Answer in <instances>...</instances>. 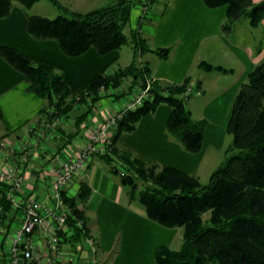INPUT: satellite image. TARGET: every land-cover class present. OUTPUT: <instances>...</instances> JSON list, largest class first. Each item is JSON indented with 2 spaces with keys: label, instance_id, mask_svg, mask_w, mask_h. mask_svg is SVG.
Masks as SVG:
<instances>
[{
  "label": "trees",
  "instance_id": "trees-1",
  "mask_svg": "<svg viewBox=\"0 0 264 264\" xmlns=\"http://www.w3.org/2000/svg\"><path fill=\"white\" fill-rule=\"evenodd\" d=\"M15 1L26 13L27 32L34 38L56 40L58 48L67 55L81 54L91 46L104 54L128 42L133 48L129 63L111 72L101 70L72 94L62 71L54 63L33 58L13 46L0 45V55L23 74L27 89L44 100L35 124L72 111L74 104L84 98L93 102L104 96L118 98L132 93L135 86H144L147 78L152 79L151 98L124 111L118 119L111 137L114 156L99 154V157L107 164L108 171L117 176L129 200L143 204L148 218L163 226L182 229L179 248L158 246L153 255L154 264H264V57L247 73L232 99L226 127L231 141L226 146L225 158L211 171L208 179L201 182L197 176L179 168L145 163L116 146L120 133L132 130L140 117L154 111L160 102L168 103L171 108L166 131L189 152L200 149L207 124L205 118H193L186 107V100L197 89L183 94L189 86V78L181 83L162 82L150 77L149 65L138 60V54L143 50L167 58L171 47L152 48L136 28L126 31L136 0H111L86 11L71 10L60 0H49L59 10L53 17L27 10L38 0H0V17L10 12ZM203 1L208 7L226 6L221 30L227 35L233 32L241 17L252 26H258L264 19V0ZM263 34L264 28L256 50L262 48ZM199 65L204 69L215 67L206 61ZM125 78H129V82L123 88ZM100 87H104V94L99 92ZM86 114L88 111L82 110L76 114L75 130L66 133L63 128H58L63 133V142L55 153L81 130L80 123ZM116 158L126 167L124 174H119ZM4 190L0 183V205L4 210L0 219L7 217L9 223V215L14 210L4 198ZM89 193L90 187L85 181H80L73 195L63 192V200L72 209V215L66 216V224L73 225L77 218L83 221V228L75 227L69 236H65L66 242L74 248L84 236L92 233L84 209L78 206ZM77 251L76 260L82 259L83 254L86 258L84 249Z\"/></svg>",
  "mask_w": 264,
  "mask_h": 264
},
{
  "label": "crops",
  "instance_id": "crops-1",
  "mask_svg": "<svg viewBox=\"0 0 264 264\" xmlns=\"http://www.w3.org/2000/svg\"><path fill=\"white\" fill-rule=\"evenodd\" d=\"M14 3L10 12L0 17V45H10L33 58L54 63L62 71L72 94L101 70L125 65L133 57L129 42L104 54L91 46L81 54L67 55L58 48L56 40L32 37L26 30V13L19 2ZM30 7L32 10L33 4ZM138 14L137 7L131 10L127 32L137 25ZM225 17V5L208 7L203 0H167L163 6L155 5L147 12L140 34L150 47L170 46L171 51L167 58L152 51H141L138 59L147 63L151 75L162 82L181 83L189 78L196 84V91L185 104L193 118H205L207 124L200 149L189 152L166 131L171 108L168 103L160 102L154 111L143 114L132 130L120 133L116 140L119 150L145 163L179 168L197 176L201 182L225 158L226 146L231 141L226 127L232 99L247 73L264 57V35L261 50L255 49L264 19L260 26L252 28L247 19L240 18V28L235 27L229 36L221 30ZM201 61L224 69H204L199 65ZM27 85L23 74L0 55V140L30 138L29 128L39 116L44 100L29 91ZM120 104V98H100L93 119ZM82 131L75 135H82ZM61 134L55 131L47 143L25 158L18 151L10 150L12 158L25 169L27 181L46 200L49 199L47 179L41 177L40 169L63 142ZM1 156L2 150L0 159ZM80 181L89 185L90 193L78 206L84 209L89 227L97 235L98 247L107 255L118 244V253L110 264H154L155 249L160 245L172 246L181 236L180 227L159 224L145 215L141 202L130 201L117 176L108 171L99 155L90 158L77 180L66 189L70 195L77 191ZM84 256L75 259L73 264H84ZM2 259L0 249V264Z\"/></svg>",
  "mask_w": 264,
  "mask_h": 264
},
{
  "label": "built area",
  "instance_id": "built-area-1",
  "mask_svg": "<svg viewBox=\"0 0 264 264\" xmlns=\"http://www.w3.org/2000/svg\"><path fill=\"white\" fill-rule=\"evenodd\" d=\"M151 81L147 78L144 86L118 97L121 104L111 106L110 111L97 119H93V114L98 101L93 103L88 111L91 115L81 123L82 135L77 134L65 143L40 169L41 177L47 179L48 200L35 192L33 185L27 181L25 169L12 158L10 150L18 151L23 158L37 151L53 136L64 120L63 115L44 119L38 126H30L29 131L36 134L30 141L24 136L15 140H0V183L5 187L4 198L14 210L9 215V223L7 217L0 219L1 264H73L80 248L86 252L84 264H101L97 255V235L90 233L84 236L76 248L66 242L65 236H69L75 227L83 228V221L77 218L73 220V225L66 224V216L72 215V209L63 200V192L68 194L66 189L77 180L93 155L114 156L111 137L118 119L124 111L134 109L146 98H151ZM189 90L186 89L183 94H188ZM115 161L119 174L127 172L119 159ZM3 211L0 205V213Z\"/></svg>",
  "mask_w": 264,
  "mask_h": 264
},
{
  "label": "rangeland",
  "instance_id": "rangeland-1",
  "mask_svg": "<svg viewBox=\"0 0 264 264\" xmlns=\"http://www.w3.org/2000/svg\"><path fill=\"white\" fill-rule=\"evenodd\" d=\"M60 1H61V3L64 6L68 7L71 10L86 11L88 9H91V8L106 4V3L110 2L111 0H60ZM166 2H167V0H136L135 5L132 7V9L137 7L138 8V13H139L138 14V22H137V25L135 26V28L140 32V26H141L143 20L145 19V16H146L147 12L151 8H153L155 5L163 6ZM27 10L30 11V12L33 11L31 13H37V14L44 15V16H49V17H53L59 12V10L56 8V6H54L49 0H38V1L33 3L32 10H31V7H27ZM241 18H242L241 20H243L244 17H241ZM241 20L238 21V19H237V21L239 23L235 24V27H237L238 29L240 28ZM247 22H248V20H247ZM248 24H249V22H248ZM260 25H261V23L258 26H260ZM249 26H252V25L249 24ZM258 26H252V28L253 27H258ZM128 27H129V25H128ZM262 28H264V27H262ZM260 34H261V31H260ZM125 45H127V43L124 44L123 46H125ZM143 51H149V50H143ZM139 54H140V52H139ZM116 67H118V66H114L112 68L111 67L110 68H105V69L108 70L109 72H111ZM150 77L155 78L152 75ZM125 79L126 80L123 83V88H125V86L129 82V78H125ZM187 85H189V86H187L186 89L190 88L189 93H191L197 87L196 84L191 82V80H189V83ZM104 90H105L104 87H100L99 88V92L101 94H104ZM116 90H118V88H116ZM90 103L91 104H89V98H84L82 100L77 101L74 104L72 111L67 112L66 114H62L64 120H63L62 123L60 122V125L58 126V128H63L65 132L69 131L70 129L75 130L74 118L76 117V114L79 113L81 110L82 111H89L90 107H92V105H94L93 103H95V101L94 102L90 101ZM88 114H89V112H88ZM87 116L88 115L86 114V117ZM100 117H101V115H100ZM82 121H81V123H82ZM34 122H35V120H34ZM35 123H33V125ZM81 123H80V125H81ZM38 125H39V123H37V126ZM58 128L56 129L57 131H58ZM29 136H30L29 139H31L33 137H36V134L33 131H30V135ZM37 138H38V135H37ZM29 139H28V141H30ZM46 143H47V141H46ZM181 237H182V233H181V236L176 240V243H174L172 246L170 245V247L173 248V249L179 248V246L181 244ZM117 253H118V244L117 243H116L115 247L112 248V250L107 255H105V254L103 255L101 249L99 248V251H98V254H97L98 258H99V262L101 264H110L112 259H113V257Z\"/></svg>",
  "mask_w": 264,
  "mask_h": 264
}]
</instances>
